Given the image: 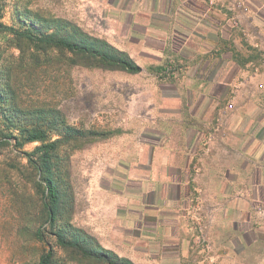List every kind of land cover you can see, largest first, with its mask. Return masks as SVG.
<instances>
[{
  "label": "crops",
  "instance_id": "obj_1",
  "mask_svg": "<svg viewBox=\"0 0 264 264\" xmlns=\"http://www.w3.org/2000/svg\"><path fill=\"white\" fill-rule=\"evenodd\" d=\"M79 19L140 68L110 69L82 125L79 229L131 264H264V0H79Z\"/></svg>",
  "mask_w": 264,
  "mask_h": 264
},
{
  "label": "rangeland",
  "instance_id": "obj_2",
  "mask_svg": "<svg viewBox=\"0 0 264 264\" xmlns=\"http://www.w3.org/2000/svg\"><path fill=\"white\" fill-rule=\"evenodd\" d=\"M79 22V0H0V23L17 30L56 31L79 42ZM114 68L96 57L0 31V264H39L48 249L50 264L105 263L61 246L55 233L79 243V206L87 185L80 155L92 149L91 132L86 135L82 125L91 122L92 109L99 110V90L116 88L108 78ZM22 129L42 130L45 142L55 141L50 155L58 191L53 223L44 205L46 173L24 154L41 142L18 146L4 139L13 135L23 141Z\"/></svg>",
  "mask_w": 264,
  "mask_h": 264
},
{
  "label": "trees",
  "instance_id": "obj_3",
  "mask_svg": "<svg viewBox=\"0 0 264 264\" xmlns=\"http://www.w3.org/2000/svg\"><path fill=\"white\" fill-rule=\"evenodd\" d=\"M0 31L9 32L15 36H21L34 43H41L44 45H50L57 48H62L71 52L83 53L88 56L96 57L102 60L107 66H113L125 70L127 72H138L140 68L133 63L129 58H127L123 53L112 48L106 41L101 38L91 36L81 30L79 27V42L72 41L68 37L60 36L56 31L49 33H44L39 31L37 33L33 32L29 28H24L17 30L10 25H5L0 23ZM82 31V32H81ZM23 141H18L16 136L4 135V139L8 140L10 138L14 139L16 144L19 146L23 142H34L40 141L41 143L37 145L32 151L24 152L27 160L34 164L39 170H43L46 175L44 177L45 188L47 194V200L44 201V205L48 209L49 222L53 223L58 206V191L57 187L52 180L51 165H50V155L55 146V141L45 142V132L38 129H22ZM85 132V131H84ZM82 132V134L84 133ZM89 132L86 131L87 135ZM97 134V133H96ZM4 142V141H3ZM7 142V141H5ZM37 154V156H35ZM57 243L61 246H70L76 248L81 256H92L96 259H101L106 264H131L126 259H120L111 254L108 251L102 250L100 247L91 248L87 244L93 243L94 240L91 236L84 233L79 229V243L77 241L67 240L60 233H55ZM37 238L43 241V237L37 233ZM52 259V252L48 249L46 252L42 253L39 258V264H50Z\"/></svg>",
  "mask_w": 264,
  "mask_h": 264
}]
</instances>
